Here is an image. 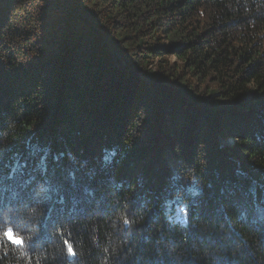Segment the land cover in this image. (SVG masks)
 <instances>
[{"label": "trees", "instance_id": "obj_1", "mask_svg": "<svg viewBox=\"0 0 264 264\" xmlns=\"http://www.w3.org/2000/svg\"><path fill=\"white\" fill-rule=\"evenodd\" d=\"M0 264H264V0H0Z\"/></svg>", "mask_w": 264, "mask_h": 264}, {"label": "snow or ice", "instance_id": "obj_2", "mask_svg": "<svg viewBox=\"0 0 264 264\" xmlns=\"http://www.w3.org/2000/svg\"><path fill=\"white\" fill-rule=\"evenodd\" d=\"M127 222V221H126ZM186 222V221H185ZM4 237L7 239L9 243L12 244H18L22 245L24 243V240L22 237H19L15 234L14 230L12 229H7L4 232ZM68 252L70 255H74V251L69 247Z\"/></svg>", "mask_w": 264, "mask_h": 264}, {"label": "rangeland", "instance_id": "obj_3", "mask_svg": "<svg viewBox=\"0 0 264 264\" xmlns=\"http://www.w3.org/2000/svg\"><path fill=\"white\" fill-rule=\"evenodd\" d=\"M223 140H225V139H223ZM234 140L232 139V138H227V141L225 140V143L227 142V143H232Z\"/></svg>", "mask_w": 264, "mask_h": 264}, {"label": "bare ground", "instance_id": "obj_4", "mask_svg": "<svg viewBox=\"0 0 264 264\" xmlns=\"http://www.w3.org/2000/svg\"><path fill=\"white\" fill-rule=\"evenodd\" d=\"M226 141H227V139H226Z\"/></svg>", "mask_w": 264, "mask_h": 264}]
</instances>
